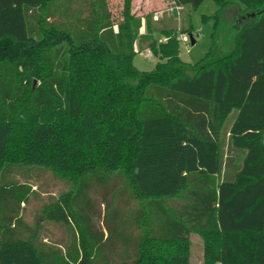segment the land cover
Listing matches in <instances>:
<instances>
[{"label": "trees", "instance_id": "trees-1", "mask_svg": "<svg viewBox=\"0 0 264 264\" xmlns=\"http://www.w3.org/2000/svg\"><path fill=\"white\" fill-rule=\"evenodd\" d=\"M204 1L176 0L179 25L131 0L118 23L108 0H0V264H191L192 235L203 264H264V0H217L213 38L225 6L255 16L186 63Z\"/></svg>", "mask_w": 264, "mask_h": 264}, {"label": "rangeland", "instance_id": "rangeland-1", "mask_svg": "<svg viewBox=\"0 0 264 264\" xmlns=\"http://www.w3.org/2000/svg\"><path fill=\"white\" fill-rule=\"evenodd\" d=\"M228 1L234 2V0ZM108 2L112 15L116 23H118L123 19L125 0H108ZM235 3L237 2L235 1ZM235 3L225 6V9L222 12V22L219 25V31L214 38L213 33L216 20H214L212 16L221 8L217 0H205L198 9L193 11L191 17L192 35L196 40V44H191V32L184 34V40L180 42V57L184 62L196 64L201 61L212 48L213 39L215 40L217 49L226 52L232 48L233 43H229L227 39L230 34L228 31L235 26L236 21L241 16L240 14L244 12V8L235 5ZM130 7L131 13L136 17L150 15L156 19L162 17L164 13L172 12L180 25V13H182L183 7L182 4H177L176 0H131ZM146 31L147 25L143 22L140 28V33L144 34ZM156 39L158 43L166 41V38H163L160 33L156 34ZM158 62L159 59L149 51L139 52L133 58V64L140 71L144 72H152ZM46 228L48 233L51 234V239H53L52 245L54 250L60 251L63 255L68 253V255L72 254L74 256L77 253V236L71 227L50 223ZM191 241V264H203L204 246L201 238L198 235H192ZM127 249L131 250V252L138 250L137 245H135L134 242L122 245L123 251H126ZM102 257L103 255L101 254L99 259ZM99 259L97 264H105ZM114 264L121 263L115 262Z\"/></svg>", "mask_w": 264, "mask_h": 264}, {"label": "water", "instance_id": "water-1", "mask_svg": "<svg viewBox=\"0 0 264 264\" xmlns=\"http://www.w3.org/2000/svg\"><path fill=\"white\" fill-rule=\"evenodd\" d=\"M251 16H255V14L252 13V14L242 15V16H240V18L237 21L240 22V21L245 20L246 18H249ZM190 39H191V44L192 45H195L196 42H195V39L193 38V36H190Z\"/></svg>", "mask_w": 264, "mask_h": 264}, {"label": "built area", "instance_id": "built-area-1", "mask_svg": "<svg viewBox=\"0 0 264 264\" xmlns=\"http://www.w3.org/2000/svg\"><path fill=\"white\" fill-rule=\"evenodd\" d=\"M165 40H167V39H165ZM178 40H179L180 42L183 41V40H184V34L179 35V36H178ZM188 46H189V44H188Z\"/></svg>", "mask_w": 264, "mask_h": 264}, {"label": "crops", "instance_id": "crops-1", "mask_svg": "<svg viewBox=\"0 0 264 264\" xmlns=\"http://www.w3.org/2000/svg\"><path fill=\"white\" fill-rule=\"evenodd\" d=\"M235 5H237V4L235 3Z\"/></svg>", "mask_w": 264, "mask_h": 264}]
</instances>
